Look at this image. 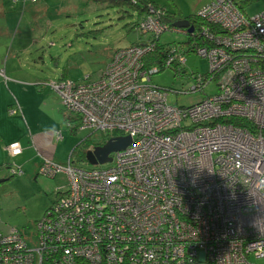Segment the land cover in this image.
<instances>
[{
    "label": "built area",
    "instance_id": "2783aa9c",
    "mask_svg": "<svg viewBox=\"0 0 264 264\" xmlns=\"http://www.w3.org/2000/svg\"><path fill=\"white\" fill-rule=\"evenodd\" d=\"M152 12L140 24L143 32L191 36L164 26ZM198 16L226 31L210 36L213 45L193 49L208 60L210 71L191 90H203L219 76L215 95L188 107L170 104L169 94L152 83L159 71L143 62L153 43L120 50L96 81L55 84L80 129L132 141L112 153L104 169L75 167L71 159L67 166L45 161L39 174L64 173L66 191L57 193L32 237L16 229L0 232V264L264 259V12L249 17L233 0H213ZM174 48L168 66L186 62ZM76 127L75 120L68 124ZM56 136L64 139L61 131ZM8 151L12 157L23 154L19 143ZM9 171L24 174L21 168Z\"/></svg>",
    "mask_w": 264,
    "mask_h": 264
},
{
    "label": "rangeland",
    "instance_id": "374dc122",
    "mask_svg": "<svg viewBox=\"0 0 264 264\" xmlns=\"http://www.w3.org/2000/svg\"><path fill=\"white\" fill-rule=\"evenodd\" d=\"M147 1L155 2L169 10L177 9L184 16H188L198 14L201 7L213 0ZM2 3L7 5V19L1 18V25L2 22L5 25L9 21V26L13 28L12 35L7 37V44H1L4 48L1 47L0 52H4V59L7 60L9 53L19 51V47L25 49L22 64L26 68L38 66L30 75L39 77L37 83L47 81L44 85L58 95L61 104L59 101L58 103L64 109L62 96L55 89V84H58L62 77L78 83L96 81L111 63L117 49L126 48L132 43L148 42L152 38L151 33L145 32L142 36L138 28H132L140 13L129 7L104 6L87 0H0V4ZM41 4L44 8L40 12L44 15H41V18L29 16L31 9ZM245 8L246 15L255 17L264 12V0H259L249 7L245 5ZM12 9H15V12H12ZM42 24L45 25L43 30L40 28ZM19 28L20 31L17 32ZM187 39L186 34L173 30H167L159 36L160 44L171 43L183 52L186 66L184 73L166 69L152 75V83L169 94L170 104L185 107L201 101L206 95L217 94L220 80L219 76H214L215 79L203 90L181 93L196 87L200 80L198 76L210 71L206 58L193 50L188 51L191 48L186 43ZM174 51L175 48L169 53L172 55ZM42 60H45V63H42ZM11 62L10 59L9 64ZM88 77L91 78L87 79ZM9 95L14 99L13 92L9 91ZM7 99L8 97L5 100ZM47 99L48 103H53L51 96ZM40 100L43 102L44 98ZM43 117L49 121L44 114ZM76 120L75 118L77 127L74 129H68L65 122L57 123V127L65 135V140L46 145L44 156L48 158L44 160L57 166H67L73 150L82 145L71 159L73 166L84 169L110 167L109 163L93 166L78 158L83 150L86 155L89 150L97 144H103L111 136L80 129V123ZM18 143L22 145L20 141L14 144ZM32 160L7 158V163H12V170L22 168L24 174L20 176H12L6 166L0 170V180H7L0 183V232L8 233L16 229L25 237H32L36 233L37 223L57 201V193L66 191L68 180L64 173H58L54 178L39 174L31 166ZM250 260L254 264H264V259L251 256Z\"/></svg>",
    "mask_w": 264,
    "mask_h": 264
},
{
    "label": "crops",
    "instance_id": "0c3cea01",
    "mask_svg": "<svg viewBox=\"0 0 264 264\" xmlns=\"http://www.w3.org/2000/svg\"><path fill=\"white\" fill-rule=\"evenodd\" d=\"M6 6V3L0 4V19H7ZM43 8V4L33 7L29 16L37 18L44 15L40 12ZM12 12H15V9H12ZM40 28L43 30L45 25L42 24ZM12 31L13 28L9 26V21L5 25L3 22L1 25L0 21V48L3 42H5L4 45L7 44V37L12 35ZM19 31L20 28L17 32ZM19 48H21L19 51L9 53L7 60L4 59V52H0V168H5L8 164L12 165V163H7V158L12 160L25 158L33 159L30 164L34 170L39 172L45 162L44 158H48L44 156L46 145L55 141L61 142L56 136V132L61 131L57 123L65 122L68 128V124L75 118L61 107L58 95L44 85L47 81L37 83L40 80L39 77L30 75L38 69V66L26 68L22 64L25 49ZM10 59L11 64H9ZM42 63H45V60H42ZM9 91L13 92L14 99L9 95ZM49 96L53 99L51 104L48 103ZM7 97L8 99L5 100ZM43 98L42 102L40 99ZM14 110L16 113H12ZM43 114L48 117L49 121H46ZM63 136L62 141L65 140L64 133ZM18 141L24 148L23 154L19 157H12L8 146Z\"/></svg>",
    "mask_w": 264,
    "mask_h": 264
},
{
    "label": "trees",
    "instance_id": "16d2710c",
    "mask_svg": "<svg viewBox=\"0 0 264 264\" xmlns=\"http://www.w3.org/2000/svg\"><path fill=\"white\" fill-rule=\"evenodd\" d=\"M87 1L95 3V4H99V5H104V6H116L118 8L129 7V8H133V9L138 10L140 13V14H138L139 19L133 24L132 28L133 29L138 28L142 32V36L145 34V32H143L141 30L140 24L143 21V19H145V17L147 15H149L148 13L151 14L152 11L156 10L157 12H155V16L157 18H159L161 24H163L164 26L167 25L171 29L173 27H175L174 24L176 22L183 20V19H188L190 21L191 26L194 27V31L190 34L191 36L187 39V42H186L187 44H191V49L188 51H191L193 49L196 50L197 48H199L201 46H205V45H209V44L213 45V42L210 38L211 35L216 36V35H221V34L226 33V31L224 29H222L220 25H218L216 23L215 24L211 23L207 19L199 17L198 14L184 16L183 13L177 9L176 10H169L167 7H162L161 5H159L155 2H152V1H147V0H87ZM233 1H234V4L242 12L245 13L246 12L245 5H246V7H249L259 0H233ZM184 30L186 32H188V29H184ZM147 43H153L154 44L153 49L151 51H149L148 53H146V55L144 56V59H143L144 65L147 66L148 69L156 68L159 72H161L162 70H166V69H172L177 73H179V72L184 73V68L186 66V62L184 64L174 62V63L170 64L169 66L167 65L168 58L171 56L169 51L173 45L171 43L160 44L157 36L152 35V38L148 42L141 41V42H137V43H132L130 46H128L126 48H129L131 46L145 47V46H147ZM126 48H123V49H126ZM123 49H117L114 52V54L112 56L111 63L115 57V54L117 52H119L120 50H123ZM107 67H106V69H107ZM207 74H209V72L206 74H202L201 76H206ZM90 78L91 77H88L87 79H90ZM67 80H68L67 78L62 77V79L60 81H67ZM73 82H76V81H73ZM91 82H93V81L91 80V81H88L85 83H78V82H76V83L86 84V83H91ZM168 91H170V90H168ZM187 92L188 93H196V91L192 92L191 89L189 91H184L181 93H187ZM182 107H185V106H182ZM234 123L237 125H243L249 129H253V127L250 124L243 122V121L236 120V121H234ZM83 143H84V141H83ZM80 147H82V145L76 147L73 150L72 155L70 156L71 159H73L76 151ZM85 156H86L85 151L83 150L79 154L78 158L81 159L83 162H85V161H87V160H85L86 159ZM6 167H8V169H10V168H12V165L8 164V166L6 165ZM0 170H2V168H0ZM12 176H15V175H12Z\"/></svg>",
    "mask_w": 264,
    "mask_h": 264
},
{
    "label": "water",
    "instance_id": "95a60500",
    "mask_svg": "<svg viewBox=\"0 0 264 264\" xmlns=\"http://www.w3.org/2000/svg\"><path fill=\"white\" fill-rule=\"evenodd\" d=\"M175 27L180 29H188V33L191 34L194 31V27L191 26L188 19H183L174 24ZM131 138L126 137H116L110 138L104 144L94 147L92 150H89L86 154V160L90 165H104L106 163H111L112 158L111 154L124 150L131 144ZM7 180H0V183Z\"/></svg>",
    "mask_w": 264,
    "mask_h": 264
},
{
    "label": "flooded vegetation",
    "instance_id": "af4514ba",
    "mask_svg": "<svg viewBox=\"0 0 264 264\" xmlns=\"http://www.w3.org/2000/svg\"><path fill=\"white\" fill-rule=\"evenodd\" d=\"M98 145H102V144H97V146H98ZM95 147H96V146H95ZM91 150H92V149H91ZM110 156H111V155H110ZM111 158H112V156H111Z\"/></svg>",
    "mask_w": 264,
    "mask_h": 264
},
{
    "label": "bare ground",
    "instance_id": "6f19581e",
    "mask_svg": "<svg viewBox=\"0 0 264 264\" xmlns=\"http://www.w3.org/2000/svg\"><path fill=\"white\" fill-rule=\"evenodd\" d=\"M168 60H169V58H168Z\"/></svg>",
    "mask_w": 264,
    "mask_h": 264
}]
</instances>
